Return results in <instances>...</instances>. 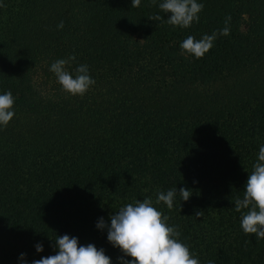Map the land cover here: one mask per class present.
<instances>
[{"label": "trees", "instance_id": "16d2710c", "mask_svg": "<svg viewBox=\"0 0 264 264\" xmlns=\"http://www.w3.org/2000/svg\"><path fill=\"white\" fill-rule=\"evenodd\" d=\"M159 2L0 0V91L16 98L0 127V264L54 255L63 234L115 262L98 219L175 187L193 195L155 206L200 264H264V239L234 208L264 144V0H198L189 28ZM226 20L202 58L180 49ZM69 57L96 81L83 96L48 70Z\"/></svg>", "mask_w": 264, "mask_h": 264}, {"label": "clouds", "instance_id": "9594fccd", "mask_svg": "<svg viewBox=\"0 0 264 264\" xmlns=\"http://www.w3.org/2000/svg\"><path fill=\"white\" fill-rule=\"evenodd\" d=\"M140 4L141 0H131V7H139ZM158 7L167 14V24L189 28L194 22H199V13L204 5L198 0H160ZM149 19L162 21L164 18L156 14ZM227 23L226 20L224 28L212 34L205 33L199 39L188 35L180 43V49L188 55L202 58L214 46L218 36L229 34ZM63 26L61 21L57 28L62 29ZM74 59H57L48 70L55 75L63 91L73 96H83L96 81L87 64H78L70 70V62ZM15 99L10 90L0 91V127H6L15 116ZM192 195L193 192L187 187L158 191L155 204L152 198L145 197L121 206L107 220L100 217L96 228L106 232L108 243L121 253L115 262L103 247L98 248L94 243L82 244L78 237L63 234L51 239L54 242V255L29 261L26 253H20L18 264H200L189 245L180 239L177 228L168 224V216L155 206L163 202L171 209L177 197L181 201H188ZM234 208L241 213L242 231L255 234L258 241L264 239V144L259 145L257 158L243 187V196L235 199ZM199 215L201 212L196 213V216ZM34 248L36 253L45 251L42 241L35 243ZM208 264H214V261L209 260Z\"/></svg>", "mask_w": 264, "mask_h": 264}, {"label": "rangeland", "instance_id": "374dc122", "mask_svg": "<svg viewBox=\"0 0 264 264\" xmlns=\"http://www.w3.org/2000/svg\"><path fill=\"white\" fill-rule=\"evenodd\" d=\"M247 27H248L247 24L243 25V30L246 31L247 30Z\"/></svg>", "mask_w": 264, "mask_h": 264}]
</instances>
